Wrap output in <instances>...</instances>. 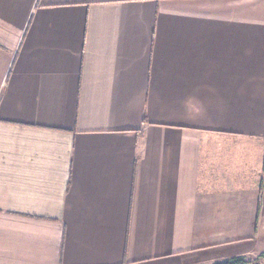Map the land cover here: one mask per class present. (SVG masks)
Returning a JSON list of instances; mask_svg holds the SVG:
<instances>
[{
	"label": "crops",
	"instance_id": "obj_1",
	"mask_svg": "<svg viewBox=\"0 0 264 264\" xmlns=\"http://www.w3.org/2000/svg\"><path fill=\"white\" fill-rule=\"evenodd\" d=\"M264 252V0H0V264Z\"/></svg>",
	"mask_w": 264,
	"mask_h": 264
},
{
	"label": "trees",
	"instance_id": "obj_2",
	"mask_svg": "<svg viewBox=\"0 0 264 264\" xmlns=\"http://www.w3.org/2000/svg\"><path fill=\"white\" fill-rule=\"evenodd\" d=\"M264 263V252L260 253L256 260L251 262L245 256L236 255L227 259L216 261L212 264H263Z\"/></svg>",
	"mask_w": 264,
	"mask_h": 264
},
{
	"label": "rangeland",
	"instance_id": "obj_3",
	"mask_svg": "<svg viewBox=\"0 0 264 264\" xmlns=\"http://www.w3.org/2000/svg\"><path fill=\"white\" fill-rule=\"evenodd\" d=\"M259 254H254V255H250V256H246V258L249 260V261H251V262H253V261H255L256 260V258H257V256H258ZM264 264V263H263Z\"/></svg>",
	"mask_w": 264,
	"mask_h": 264
}]
</instances>
